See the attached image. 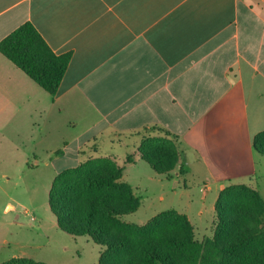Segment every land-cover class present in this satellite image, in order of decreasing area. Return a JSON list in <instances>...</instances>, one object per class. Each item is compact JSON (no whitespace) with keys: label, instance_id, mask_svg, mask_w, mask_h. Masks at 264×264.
Listing matches in <instances>:
<instances>
[{"label":"crops","instance_id":"1","mask_svg":"<svg viewBox=\"0 0 264 264\" xmlns=\"http://www.w3.org/2000/svg\"><path fill=\"white\" fill-rule=\"evenodd\" d=\"M27 21L54 52L71 56L52 96L0 52L4 168H15L20 149L24 163L34 157L26 167L38 168L37 149L46 147L53 183L81 163L85 145L96 143L90 156L99 157L101 138L116 142L109 132L158 124L180 137L191 173L202 166L201 203L212 200L214 210L231 184L264 197V154L254 144L264 143V0H0V41ZM145 163L140 156L125 166L121 181L136 188L129 167ZM152 178L162 187L170 183L173 195L193 187Z\"/></svg>","mask_w":264,"mask_h":264},{"label":"trees","instance_id":"2","mask_svg":"<svg viewBox=\"0 0 264 264\" xmlns=\"http://www.w3.org/2000/svg\"><path fill=\"white\" fill-rule=\"evenodd\" d=\"M0 52L52 96L58 92L71 56L54 52L30 21L0 41ZM129 135L142 137L141 156L155 171L173 169V163L169 168L161 166L164 156L156 142L161 140L160 135L183 145L178 135L158 124ZM254 144L264 154L261 139H255ZM97 146L93 144L91 150ZM80 153L85 158L78 166L55 177L49 205L61 230L75 236L87 235L104 248L99 264H264V199L257 190L244 184L225 187L216 203L214 236L198 241L188 217L176 210L161 212L144 225L123 222L121 216L139 207L131 186L121 181L126 165L92 158L84 150ZM179 154L180 173L185 174L189 171L185 150ZM134 162L129 158L126 164ZM240 193L253 204L231 202ZM1 264L48 263L13 257Z\"/></svg>","mask_w":264,"mask_h":264},{"label":"rangeland","instance_id":"3","mask_svg":"<svg viewBox=\"0 0 264 264\" xmlns=\"http://www.w3.org/2000/svg\"><path fill=\"white\" fill-rule=\"evenodd\" d=\"M109 134L113 136L111 139L116 142H111L107 137L101 138L99 141L100 156L98 158L110 159L119 166H128L129 164H126V162L129 158L134 161L139 159L142 154L140 151L141 136L118 132H109ZM158 136L161 140L156 142L160 143L157 150L164 156L161 166L169 168L173 163V169L166 172H157L147 163L138 169L129 167L128 174L132 177L131 184L136 187L132 189L139 200V207L135 212L121 216V220L126 223L144 225L164 210L175 209L189 216L188 219H191L190 222L196 240L202 241L207 237H213L218 223L217 201H215V209L213 210L212 200L204 199L201 203L198 198L201 194V187H204L202 166L194 164L191 173L188 160L186 165H188L189 171L181 174L182 159L179 153L181 150H185L187 154V149L178 140ZM124 143L129 147H137L139 153L130 154V148L122 145ZM93 144H87L83 147L87 155L91 154L90 148ZM3 146L7 150H11L5 143H3ZM44 149L46 147L37 149L36 156L42 160V163L35 169L26 167V162L32 161L34 157L29 156L24 163L25 154L21 149L12 158V164L15 168L6 169L0 163V264L14 256L30 258L48 264H99V258L104 250L103 247L96 244L87 235L75 236L58 227L56 216L49 205V190L52 184L53 172L51 168L44 164L48 161L49 156ZM113 151L119 155L118 160L112 154L107 156ZM2 154L5 153L2 152ZM68 155L69 157L74 155L70 148L68 149ZM1 157L2 155H0ZM175 158L177 159L176 162L173 160ZM15 171L20 173L21 177L18 180ZM5 172H9L8 175L10 176H12L11 173H14L13 178L9 179L4 176ZM153 176L168 179L170 182L172 178H175L174 185L179 189L187 187L189 184L193 185L190 191L185 192L193 193L195 198H192L189 202L187 199L188 193L173 195L170 191V183H164L165 185L162 187L159 181L152 178ZM259 182L264 191V174L262 170L259 173ZM162 188H167L164 200L160 199ZM262 198L264 199L263 196ZM231 202L241 205L253 204L242 193L234 195Z\"/></svg>","mask_w":264,"mask_h":264}]
</instances>
